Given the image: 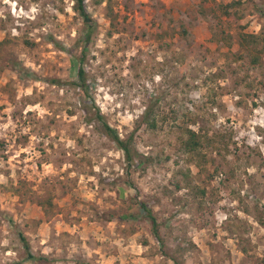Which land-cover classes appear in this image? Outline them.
Here are the masks:
<instances>
[{"label":"rangeland","instance_id":"rangeland-1","mask_svg":"<svg viewBox=\"0 0 264 264\" xmlns=\"http://www.w3.org/2000/svg\"><path fill=\"white\" fill-rule=\"evenodd\" d=\"M73 3L0 0V264H264V0Z\"/></svg>","mask_w":264,"mask_h":264},{"label":"trees","instance_id":"trees-1","mask_svg":"<svg viewBox=\"0 0 264 264\" xmlns=\"http://www.w3.org/2000/svg\"><path fill=\"white\" fill-rule=\"evenodd\" d=\"M73 5L72 8L73 10L79 15L82 24H83V29L81 31V34L78 38V42L81 43L82 47L87 44L90 41L91 35L95 29V21L93 20L92 16L88 13L86 5H85V0H73ZM260 36H257L255 34H243L242 39L246 43H252L253 45H257L259 42ZM241 39V40H242ZM256 47V46H255ZM84 49V48H83ZM255 49V54H252V57L250 59V62L252 64H258L259 63V55L257 53L256 48ZM83 51V50H82ZM252 52V50H250ZM79 64L77 68V73H76V84L79 88L85 90L86 86V76H85V69L83 67V53L80 54L78 58ZM51 84H59L60 82H57L55 79H50L48 80ZM96 117L100 122L101 130L102 132L107 135L119 148V150L122 153L123 159L127 165V169L129 170L130 167L137 162L141 163L142 160L140 159L141 156L137 152V150L133 147L132 145V134L129 135L128 138L123 139L120 137L118 132L116 131L115 128H112L103 118L102 114L96 110ZM142 123L146 124L148 127L153 128L155 126V120L154 117L151 116L149 113V110H145L142 115ZM188 140L186 141V146L187 147H192L193 145H197L198 141L196 139V133L192 130H188ZM127 170V171H128ZM129 173V171H128ZM140 207L142 211L144 212L145 217L149 220L151 224V229L154 237L156 239H159V234L157 231V222L156 219L153 215L152 210L146 206L145 203H140ZM19 238L23 244V247L26 252V258L28 259H35L36 257L32 254L29 248V244L26 241L25 237L19 233Z\"/></svg>","mask_w":264,"mask_h":264}]
</instances>
